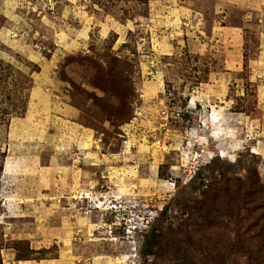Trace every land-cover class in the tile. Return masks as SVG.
I'll return each instance as SVG.
<instances>
[{
    "label": "rangeland",
    "instance_id": "rangeland-1",
    "mask_svg": "<svg viewBox=\"0 0 264 264\" xmlns=\"http://www.w3.org/2000/svg\"><path fill=\"white\" fill-rule=\"evenodd\" d=\"M0 264H264V0H0Z\"/></svg>",
    "mask_w": 264,
    "mask_h": 264
},
{
    "label": "built area",
    "instance_id": "built-area-1",
    "mask_svg": "<svg viewBox=\"0 0 264 264\" xmlns=\"http://www.w3.org/2000/svg\"><path fill=\"white\" fill-rule=\"evenodd\" d=\"M85 196V192L83 190H80L78 193V197H84Z\"/></svg>",
    "mask_w": 264,
    "mask_h": 264
}]
</instances>
